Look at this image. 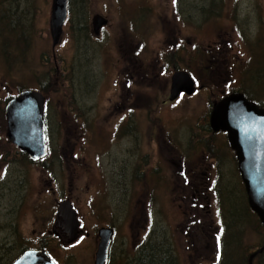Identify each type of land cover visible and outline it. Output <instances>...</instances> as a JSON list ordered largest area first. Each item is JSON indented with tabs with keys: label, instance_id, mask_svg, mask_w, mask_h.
I'll return each mask as SVG.
<instances>
[{
	"label": "rangeland",
	"instance_id": "rangeland-1",
	"mask_svg": "<svg viewBox=\"0 0 264 264\" xmlns=\"http://www.w3.org/2000/svg\"><path fill=\"white\" fill-rule=\"evenodd\" d=\"M51 2L0 0V141L7 99L21 90L42 92L50 139L42 167L19 158L12 146H0V264H10L24 246L50 253L56 264H94L101 228L114 230L109 264H132L148 244L157 258L169 248L179 264H219L218 256L228 258L224 264H246L263 242L250 218H239L231 229L239 239L234 251L225 257L231 243L223 256L219 252L227 219L219 210L222 193L241 212L243 198L247 205L232 152V160L223 158L222 139L213 141L220 146L217 166L205 159L202 165L200 183L209 187V219L217 228L207 256L195 254L182 228L180 196L189 184L179 169L185 167L166 159L161 140L186 150L195 128L206 136L210 98L199 92L175 110L163 104L155 57L164 54L167 38L176 40L181 48L173 50L175 67L209 87L212 77L234 80L229 89L244 91L263 109L264 0H68V21L54 49ZM97 17L106 24L94 37ZM133 64L156 75L152 85L134 75ZM61 202L74 207L79 224L66 247L52 235ZM253 264H264V257Z\"/></svg>",
	"mask_w": 264,
	"mask_h": 264
},
{
	"label": "water",
	"instance_id": "water-1",
	"mask_svg": "<svg viewBox=\"0 0 264 264\" xmlns=\"http://www.w3.org/2000/svg\"><path fill=\"white\" fill-rule=\"evenodd\" d=\"M69 16L68 0H52L49 35L54 49L60 42L64 24ZM106 24L97 17L93 20V34ZM171 98L177 92L191 95L193 82L188 74L178 73L172 77ZM175 93V94H174ZM174 94V95H173ZM7 140L25 153L31 161L42 159L47 154L44 98L35 91H22L10 99L4 107ZM209 125L214 132H224L235 153L237 169L244 187L247 205L264 228V109L249 103L241 94H233L212 108ZM78 222L68 202L58 205L53 235L62 246H68L76 239ZM67 232V233H66ZM71 235V237L68 236ZM94 264H107L113 232L100 229ZM264 252V245L248 256L247 264ZM13 264H54L44 251H28Z\"/></svg>",
	"mask_w": 264,
	"mask_h": 264
},
{
	"label": "flooded vegetation",
	"instance_id": "flooded-vegetation-1",
	"mask_svg": "<svg viewBox=\"0 0 264 264\" xmlns=\"http://www.w3.org/2000/svg\"><path fill=\"white\" fill-rule=\"evenodd\" d=\"M176 1V0H175ZM105 26V25H104ZM105 27H102V29H104ZM101 30L98 32L97 36H95L92 32V34L94 35V37H98L100 35ZM167 41V46L164 48V54L160 55L159 53L157 54V56L155 57V59L157 60L155 67L157 69V75L160 77H162L159 81H161L160 83H157L158 86H161V88H163V94L161 97L166 98V100L162 101L163 104L166 105H170L169 108L175 110V108L178 107V105L183 101V100H187L190 98H193L194 96H196L197 93L199 92H207L210 100H208L207 97V106H206V110L207 114H205V118L207 120H209L210 118V114L212 111V108L215 104L219 103L222 99L233 95V94H241L242 96H244V98L246 99V101L248 102H252L255 103V101H253L252 99H249L247 97V95L245 94L244 91L239 90V89H235V88H230L233 85V81L234 80H225L223 81L222 79L219 78H211L212 80V85L211 87L209 86H205L203 84L200 83V81L197 80V78L191 74L190 72H187L186 69H180V67H175L174 63L172 62V59L174 57V53L173 50L175 49L177 51V49L181 48V43H177L176 44V40L173 42L171 41L169 38L166 39ZM182 40H180L181 42ZM190 44L188 42H185V46L187 47V45ZM122 45V44H121ZM212 48L217 50L216 45L214 44L213 46H211ZM196 48V47H194ZM123 49L121 48L120 50H118V52H120V57L121 55V51ZM140 51V49H139ZM136 52H137V48H136ZM138 57V54L136 53V56ZM162 59L166 60L167 63H162ZM137 60V59H136ZM141 65L143 63H140ZM139 64V65H140ZM175 64H179V63H175ZM136 64V66L133 64V68H134V75L136 77H141V78H147L150 80L152 85V81L154 80V77H156V75L152 74L150 77L147 76V70L143 68V66H140ZM161 65V67H160ZM144 70H143V69ZM178 73H185L188 74L189 77L191 78L192 82H193V91L191 95H187L184 91H178L177 95H174L173 98H171V87H172V77L175 74ZM165 75V76H164ZM214 88H216L217 93H219V99H213L212 96L214 95ZM11 98H8L7 102L10 100ZM6 102V103H7ZM257 105V104H256ZM258 107V106H257ZM264 108V107H263ZM46 103H44V118L46 116ZM4 115V112H3ZM124 117V115H123ZM126 117V116H125ZM5 118V115H4ZM5 124H6V120H5ZM196 129V134L191 138L190 140V144L189 146L184 149L179 150L178 147L175 148V146L171 143L170 139L167 138H163L161 140V144L164 146V152H165V157L168 161H170L171 163L173 162L174 165L176 166H180L184 165L185 168H180L179 169V176L183 179L184 184H189V186L184 187V188H189L187 190H185L181 196H180V204L183 205L184 209H183V216L182 219L183 220V224H182V228L183 230L186 231V237L187 239L190 241V246L193 247L195 249V251L197 250L196 253H201L205 256H207V252L210 251V249L208 248V246L210 245V240H215L216 238V232H217V228L213 226L212 221L209 219L211 218V212L209 211L211 204H210V200L208 197V190L207 187H203L201 185V174L203 173V169H202V165H203V159H205L208 163L210 162H214V164L211 165V168L213 169L216 165V158L218 157L219 154V144L216 142H213L214 140L217 139H222V147L220 150L223 151V158L227 159V160H232L231 156H230V152H232L234 160L236 161V168H237V160L235 157V153L234 151L231 149L228 140H227V135L224 132L218 131V132H214L210 125H209V121L207 123V128L204 129L205 132H207L206 136H203L202 133V129L200 127L195 128ZM6 131L7 128L5 129V132H3L2 134V140L0 141V146L2 143H5L7 146L10 145L13 147L14 149V153L21 159L29 162L31 165H35L38 166L40 165L42 167V163H44L46 161V159L49 158L50 155V150H49V137H48V130H47V125L45 122V136H46V143H47V149H48V155L45 159L39 160V161H31L28 156L25 153H22L19 149H17L14 145H12L6 138ZM153 140H151V142L153 143ZM151 143V144H152ZM229 150V151H228ZM200 152L199 158L200 160V164L196 167L193 163V158L194 156ZM223 162V160H222ZM188 163H190L189 167H188ZM3 167L7 168V165H3ZM154 169V168H153ZM238 172V169H237ZM6 171L3 170V174H5ZM239 175V173H238ZM217 177L216 175H214V178ZM240 178V175H239ZM198 181V183H196ZM191 183L195 184L194 185V189L190 188ZM211 187H213V183L212 186L210 184V189ZM37 206H35V210H37ZM74 209V207H72ZM75 211V209H74ZM76 213V212H75ZM206 219V221H205ZM111 229V228H109ZM113 231V236H114V230L111 229ZM212 232H214L215 234L212 235ZM39 241H41V239L39 238ZM42 242V241H41ZM112 246V244H111ZM111 249V247H110ZM40 250V248L38 249H28L27 247H23L21 248V251L19 252L18 255L15 256V258L10 262V264H13L18 258H20L24 253H26L27 251H37ZM110 253V250H109ZM109 264V258H108V263Z\"/></svg>",
	"mask_w": 264,
	"mask_h": 264
},
{
	"label": "trees",
	"instance_id": "trees-1",
	"mask_svg": "<svg viewBox=\"0 0 264 264\" xmlns=\"http://www.w3.org/2000/svg\"><path fill=\"white\" fill-rule=\"evenodd\" d=\"M1 22L2 21H0V24H1ZM21 91H19V92H21ZM40 93H42V92H40ZM217 198H218V193H217ZM218 202H219V198H218ZM221 203L223 205V208L219 209V210L224 211V215H225V217L227 216L226 217L227 219L225 222H223V225H222L223 227L221 228L220 251H219L220 255L223 256V252H226L229 248V247H225V246H230L231 243H232V249L225 254V257H228V254L231 251L233 252L234 249L236 248L239 239H238V236L236 235L235 232L232 234L231 229L233 226L237 225L238 219L240 218V220H241V217H243V219H246L247 221L250 218V220L252 221V224H254L255 227L257 228V231L262 234L263 242L259 246V248H261L264 245V228L260 225V223H259L258 219L255 217V215L253 213H251L249 211V209L246 207L247 205L244 203V198L241 201V203H243L242 212H241L240 208H237L236 204H232L230 202L227 192L222 193ZM244 205H246V206H244ZM240 220H239V222H240ZM224 242H225V245H224ZM225 249H226V251H224ZM155 250L156 249H154V246L151 244L143 245L140 248L139 252L137 253L135 259L132 261V264H179L178 261H176V259L174 258V256L171 255L169 248H165L164 251L161 249L162 254L159 258L156 257L157 251H155ZM262 255L258 256V257L260 259H262V257H264V252ZM257 258L254 260V262L257 260ZM247 259H248V257L246 258V264H247ZM227 260H228V258L225 260L226 263H227ZM225 262H223V258L220 256V263L219 264H221V263L224 264Z\"/></svg>",
	"mask_w": 264,
	"mask_h": 264
},
{
	"label": "snow or ice",
	"instance_id": "snow-or-ice-1",
	"mask_svg": "<svg viewBox=\"0 0 264 264\" xmlns=\"http://www.w3.org/2000/svg\"><path fill=\"white\" fill-rule=\"evenodd\" d=\"M217 240H218V243H219V237L217 238ZM217 258L219 259V256Z\"/></svg>",
	"mask_w": 264,
	"mask_h": 264
},
{
	"label": "bare ground",
	"instance_id": "bare-ground-1",
	"mask_svg": "<svg viewBox=\"0 0 264 264\" xmlns=\"http://www.w3.org/2000/svg\"><path fill=\"white\" fill-rule=\"evenodd\" d=\"M19 2V1H18ZM190 13V12H189ZM240 180H241V178H240ZM226 211V210H225ZM227 217V216H226ZM244 226H245V224H244Z\"/></svg>",
	"mask_w": 264,
	"mask_h": 264
}]
</instances>
